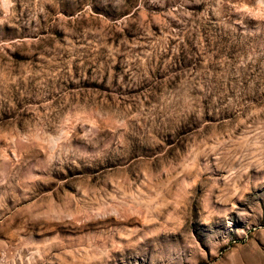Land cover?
Listing matches in <instances>:
<instances>
[{
	"label": "rangeland",
	"instance_id": "obj_1",
	"mask_svg": "<svg viewBox=\"0 0 264 264\" xmlns=\"http://www.w3.org/2000/svg\"><path fill=\"white\" fill-rule=\"evenodd\" d=\"M0 264H264V0H0Z\"/></svg>",
	"mask_w": 264,
	"mask_h": 264
}]
</instances>
